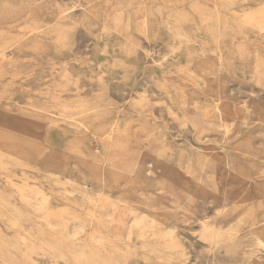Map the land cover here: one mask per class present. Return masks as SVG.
Listing matches in <instances>:
<instances>
[{"label":"rangeland","instance_id":"obj_1","mask_svg":"<svg viewBox=\"0 0 264 264\" xmlns=\"http://www.w3.org/2000/svg\"><path fill=\"white\" fill-rule=\"evenodd\" d=\"M0 264H264V0H0Z\"/></svg>","mask_w":264,"mask_h":264},{"label":"bare ground","instance_id":"obj_2","mask_svg":"<svg viewBox=\"0 0 264 264\" xmlns=\"http://www.w3.org/2000/svg\"><path fill=\"white\" fill-rule=\"evenodd\" d=\"M19 172V171H18Z\"/></svg>","mask_w":264,"mask_h":264}]
</instances>
